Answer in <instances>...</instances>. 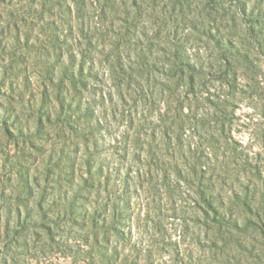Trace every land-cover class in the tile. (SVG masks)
I'll use <instances>...</instances> for the list:
<instances>
[{
  "label": "rangeland",
  "instance_id": "374dc122",
  "mask_svg": "<svg viewBox=\"0 0 264 264\" xmlns=\"http://www.w3.org/2000/svg\"><path fill=\"white\" fill-rule=\"evenodd\" d=\"M0 264H264V0H0Z\"/></svg>",
  "mask_w": 264,
  "mask_h": 264
}]
</instances>
